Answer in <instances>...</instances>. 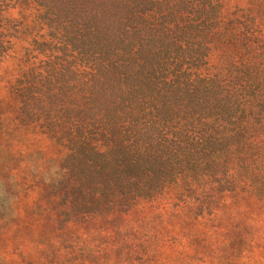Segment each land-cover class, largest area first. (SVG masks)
Instances as JSON below:
<instances>
[{
  "label": "trees",
  "instance_id": "1",
  "mask_svg": "<svg viewBox=\"0 0 264 264\" xmlns=\"http://www.w3.org/2000/svg\"><path fill=\"white\" fill-rule=\"evenodd\" d=\"M227 14L225 0H0V62L18 55L8 98L17 101L19 126L37 132L36 145L20 152L43 154L24 168L68 179L66 199L49 198L50 227L64 213L88 216L170 188L184 205L210 206L215 219L219 193L225 205L236 194L228 208L246 211L264 198V171L255 167L264 137V35L241 56ZM13 169L4 172L20 180ZM6 199L19 222V198ZM48 232L51 242L56 231ZM44 259L0 252V264Z\"/></svg>",
  "mask_w": 264,
  "mask_h": 264
},
{
  "label": "rangeland",
  "instance_id": "2",
  "mask_svg": "<svg viewBox=\"0 0 264 264\" xmlns=\"http://www.w3.org/2000/svg\"><path fill=\"white\" fill-rule=\"evenodd\" d=\"M225 1L228 25L237 24V32L230 35L237 43L235 51L243 57L251 56L252 46L258 48L264 35V0ZM29 31V27L23 30L22 38L29 40ZM17 56L0 62V195L5 197L0 199V252L14 258L24 252L43 255L45 264H264V198L247 211L230 209L228 204L236 199V194L230 192L225 197L227 205L223 204L222 193L215 198L221 202L214 205L219 209L217 219L209 213L210 206L184 205L180 192L170 188L154 198H123L96 206L88 216L79 210L76 217L64 213L59 223L50 227L48 216L54 207L49 198L55 195L58 202H63L69 192L65 189L68 179L60 172L55 180L54 175L46 179L35 168H24L38 162L43 154L20 152L27 144L36 145L37 132L19 126L17 101L8 98L18 72L14 65ZM260 147L255 167L264 171V137ZM8 165L20 180L12 177L14 171L6 175L4 168ZM19 182L25 188L18 189ZM39 186L43 187L44 202L35 198ZM259 194L264 196L262 188ZM17 197L22 211L19 222L6 199L11 203ZM65 226L67 229L61 233L59 228ZM48 228L56 231L51 242Z\"/></svg>",
  "mask_w": 264,
  "mask_h": 264
}]
</instances>
